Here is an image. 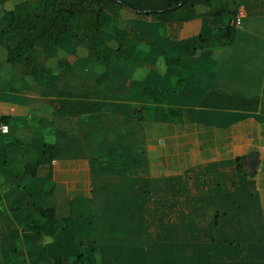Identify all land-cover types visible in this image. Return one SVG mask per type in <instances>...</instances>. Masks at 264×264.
<instances>
[{
    "label": "crops",
    "instance_id": "crops-1",
    "mask_svg": "<svg viewBox=\"0 0 264 264\" xmlns=\"http://www.w3.org/2000/svg\"><path fill=\"white\" fill-rule=\"evenodd\" d=\"M25 1L0 4V32L4 13ZM221 2L229 13L218 16L208 15L206 0L173 13L107 7L104 27L117 19L136 53L92 57L91 46L117 48L108 31L84 33L79 42L40 41L34 65L48 74L43 85L26 66L8 63L24 33L5 39L0 118L9 124L0 121V149L21 145L10 148L9 168H0L4 264H80L82 253L84 264H180L185 253L201 264H250L255 245L264 244V0ZM190 7L196 18L187 19ZM227 26L237 31L233 47L183 45ZM180 57L195 60L193 68L168 64ZM147 88L165 92L163 102L147 97ZM64 95L106 106L61 115ZM169 108L181 111L182 124L162 122ZM42 143L56 146L55 159L26 180L25 164ZM238 157L248 176L238 173ZM13 204L53 208L69 226L57 237L24 234L16 245Z\"/></svg>",
    "mask_w": 264,
    "mask_h": 264
},
{
    "label": "trees",
    "instance_id": "trees-1",
    "mask_svg": "<svg viewBox=\"0 0 264 264\" xmlns=\"http://www.w3.org/2000/svg\"><path fill=\"white\" fill-rule=\"evenodd\" d=\"M5 0H0V4ZM191 0H26L18 4L12 11L5 12L3 21L4 29L0 32V46L5 43L8 36L18 32H23V36L14 48H9L8 63L10 65H24L31 74L42 85L45 84L47 75L40 76L39 70L34 65L37 55L36 44L40 41L50 45H57L63 37H69L79 42L84 33H95L98 31H108L111 33L117 48H112L107 44L91 46L90 54L98 60L111 61L114 58L129 59L137 51V43L134 42L125 30L119 26L118 20L112 21L111 27L105 28L101 15L102 12L112 5L124 7L136 12H159L173 13L182 9ZM213 4L212 0H206L211 7L208 15L218 16L229 13L222 4V0ZM236 13V12H234ZM193 7L189 8L187 19L196 18ZM237 31L231 26H227L214 32L210 37H197L184 42L188 49H208L233 47L236 41ZM169 65H174L182 70L192 69L195 60L188 57H180L170 60ZM109 69L100 77L101 81L107 80ZM45 78V79H44ZM147 97L156 102H163L160 99L165 92L159 90L146 89ZM72 99V100H71ZM105 102H91L80 100L74 95H64L59 113L66 114H90L99 113L105 108ZM162 122L171 124H182V113L178 109H162ZM1 122L9 124V119L0 118ZM17 140L7 142L0 149V168H9L10 148L20 146ZM56 146L49 143H42L33 148L30 159L25 164L24 178L32 180L37 176L40 166L52 164L55 159ZM238 173L248 176L245 170V158L236 159ZM11 215L19 226V230L11 233L14 243L24 234L48 235L57 237L59 232L69 226L68 220L57 218L53 208L36 207L33 211H27L22 204H13ZM78 262L84 264L83 253L78 257Z\"/></svg>",
    "mask_w": 264,
    "mask_h": 264
},
{
    "label": "rangeland",
    "instance_id": "rangeland-1",
    "mask_svg": "<svg viewBox=\"0 0 264 264\" xmlns=\"http://www.w3.org/2000/svg\"><path fill=\"white\" fill-rule=\"evenodd\" d=\"M233 28H235V27H233ZM184 242L186 243V249H187V244L190 245V242L191 241L188 238H185L184 239ZM20 246L21 245H18V248ZM263 248H264V244L258 243L257 245H255L256 252L254 254V258H252V259L249 260V263L250 264H264V260L261 257V252H262V249ZM2 250L3 249L0 248V252H3ZM22 250L24 251V249H22ZM213 253H216V251H213ZM198 259H200V257L199 256L197 257V255H195L194 257H191L190 254L185 253V255L182 258L179 257V262H180V264H201V262L200 263H197V260ZM4 262H7V260L3 259L0 256V264H4Z\"/></svg>",
    "mask_w": 264,
    "mask_h": 264
},
{
    "label": "water",
    "instance_id": "water-1",
    "mask_svg": "<svg viewBox=\"0 0 264 264\" xmlns=\"http://www.w3.org/2000/svg\"><path fill=\"white\" fill-rule=\"evenodd\" d=\"M260 163H261V162L259 161V164H257V166H256L257 169L259 168ZM262 169L264 170V167H263Z\"/></svg>",
    "mask_w": 264,
    "mask_h": 264
},
{
    "label": "built area",
    "instance_id": "built-area-1",
    "mask_svg": "<svg viewBox=\"0 0 264 264\" xmlns=\"http://www.w3.org/2000/svg\"><path fill=\"white\" fill-rule=\"evenodd\" d=\"M237 24H238V25L240 24V18L237 20Z\"/></svg>",
    "mask_w": 264,
    "mask_h": 264
}]
</instances>
